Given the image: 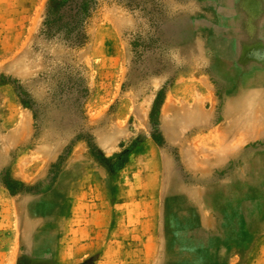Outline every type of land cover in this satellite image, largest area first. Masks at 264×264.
I'll return each mask as SVG.
<instances>
[{"label": "rangeland", "instance_id": "374dc122", "mask_svg": "<svg viewBox=\"0 0 264 264\" xmlns=\"http://www.w3.org/2000/svg\"><path fill=\"white\" fill-rule=\"evenodd\" d=\"M55 1L0 0V264H264V0Z\"/></svg>", "mask_w": 264, "mask_h": 264}, {"label": "bare ground", "instance_id": "6f19581e", "mask_svg": "<svg viewBox=\"0 0 264 264\" xmlns=\"http://www.w3.org/2000/svg\"><path fill=\"white\" fill-rule=\"evenodd\" d=\"M258 74V73H257ZM261 74V73H260ZM239 76V75H238ZM238 81V80H237ZM223 83V82H222ZM248 84V83H247ZM235 90V89H234ZM231 91V90H230ZM202 156V155H201ZM204 157V156H203ZM197 159V158H196ZM195 159V160H196ZM203 159V158H202ZM263 163V162H262ZM261 164V163H260ZM262 166V165H261ZM253 169V168H252ZM262 170V169H261ZM249 171V170H248ZM258 171V170H257ZM250 172V171H249ZM252 174V173H251ZM259 174V173H258ZM260 174H261V172H260ZM259 174V175H260ZM255 177V176H254ZM260 183V182H259ZM249 187V186H248ZM213 188V187H212ZM250 188V187H249ZM211 189V188H210ZM254 189V188H253ZM248 190V189H247ZM245 191V190H244ZM250 191V190H249ZM254 191V190H253ZM237 192V191H236ZM241 192H243V191H241ZM254 192H256V191H254ZM207 193V192H206ZM240 194H242V193H240ZM205 195V194H204ZM249 195H250V193H249ZM251 197V196H250ZM253 197V196H252ZM251 197V198H252ZM166 199V198H165ZM225 217V216H224ZM164 223V222H163ZM184 223V222H183ZM243 223V222H242ZM153 224V223H152ZM164 227V226H163ZM260 227V226H259ZM243 229V228H242ZM164 230V229H163ZM263 230V229H262ZM182 233V232H181ZM260 233V232H259ZM196 234V233H195ZM192 235V234H191ZM200 235V234H199ZM246 235V234H245ZM166 236V235H165ZM188 237H190V236H188ZM192 237V236H191ZM195 237V236H194ZM170 238V237H169ZM181 239V238H180ZM189 239V238H188ZM246 239V238H245ZM244 239V240H245ZM195 240V239H194ZM185 241V240H184ZM192 241V240H191ZM190 241V242H191ZM195 241H197V240H195ZM199 241V240H198ZM175 242V241H174ZM189 242V241H188ZM205 243L204 244H206V242L207 241H204ZM187 243V242H186ZM193 243V242H192ZM195 244V243H194ZM179 245V244H178ZM198 245V244H197ZM181 247V246H180ZM226 247V246H225ZM162 248V247H161ZM182 248V247H181ZM196 248V247H195ZM206 248V247H205ZM216 248V247H215ZM173 249V248H172ZM179 249V248H178ZM183 250H184V248H183ZM217 250V249H216ZM181 251V250H180ZM187 251V250H186ZM201 252V251H200ZM175 253V252H174ZM211 253V252H210ZM169 254V253H168ZM183 254V253H182ZM200 254V253H199ZM214 254H216V253H214ZM170 255V254H169ZM185 255H187V254H185ZM227 255V254H226ZM172 256V255H171ZM212 257H213V255H211ZM167 257H168V255H167ZM170 257V256H169ZM168 257V258H169ZM184 257V256H183ZM226 257V256H225ZM189 260V259H188ZM196 261H198L197 259H196ZM209 261V260H208ZM199 262V261H198ZM182 263V262H181ZM184 263V262H183ZM195 263V262H194ZM212 264H214V263H212ZM223 264V263H222Z\"/></svg>", "mask_w": 264, "mask_h": 264}, {"label": "trees", "instance_id": "16d2710c", "mask_svg": "<svg viewBox=\"0 0 264 264\" xmlns=\"http://www.w3.org/2000/svg\"><path fill=\"white\" fill-rule=\"evenodd\" d=\"M67 2H68L67 0H57V1H55L53 7H54V9H59L61 7V5L65 6Z\"/></svg>", "mask_w": 264, "mask_h": 264}, {"label": "crops", "instance_id": "0c3cea01", "mask_svg": "<svg viewBox=\"0 0 264 264\" xmlns=\"http://www.w3.org/2000/svg\"><path fill=\"white\" fill-rule=\"evenodd\" d=\"M150 220V219H149Z\"/></svg>", "mask_w": 264, "mask_h": 264}]
</instances>
